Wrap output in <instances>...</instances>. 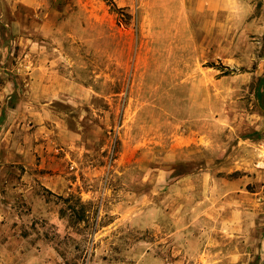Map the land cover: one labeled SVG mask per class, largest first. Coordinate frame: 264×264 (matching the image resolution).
Wrapping results in <instances>:
<instances>
[{
    "label": "rangeland",
    "instance_id": "obj_1",
    "mask_svg": "<svg viewBox=\"0 0 264 264\" xmlns=\"http://www.w3.org/2000/svg\"><path fill=\"white\" fill-rule=\"evenodd\" d=\"M244 2L0 0V264H264Z\"/></svg>",
    "mask_w": 264,
    "mask_h": 264
},
{
    "label": "crops",
    "instance_id": "obj_2",
    "mask_svg": "<svg viewBox=\"0 0 264 264\" xmlns=\"http://www.w3.org/2000/svg\"><path fill=\"white\" fill-rule=\"evenodd\" d=\"M236 2H237L238 5H246L244 0H236ZM242 3H244V4H242ZM250 10H252V7H249L248 9L243 10V12H248L249 13ZM62 172H64V171H62ZM199 173H201V171ZM190 178H191L190 176L189 177H183L184 180L185 179H190ZM61 179H62V183H61V185L58 188H60L61 190L70 189L69 186L66 184V176H62ZM190 181H191V179H190ZM190 181L182 182L181 184L187 185L190 189H194V190L196 189L200 193H202V191H205L204 193L206 194V191L208 190V184L207 183H203V184L200 183L199 185H197V184L192 185L191 184L192 182H190Z\"/></svg>",
    "mask_w": 264,
    "mask_h": 264
},
{
    "label": "trees",
    "instance_id": "obj_3",
    "mask_svg": "<svg viewBox=\"0 0 264 264\" xmlns=\"http://www.w3.org/2000/svg\"><path fill=\"white\" fill-rule=\"evenodd\" d=\"M254 95L259 102L264 104V74L257 79Z\"/></svg>",
    "mask_w": 264,
    "mask_h": 264
},
{
    "label": "bare ground",
    "instance_id": "obj_4",
    "mask_svg": "<svg viewBox=\"0 0 264 264\" xmlns=\"http://www.w3.org/2000/svg\"><path fill=\"white\" fill-rule=\"evenodd\" d=\"M263 162V161H262Z\"/></svg>",
    "mask_w": 264,
    "mask_h": 264
}]
</instances>
